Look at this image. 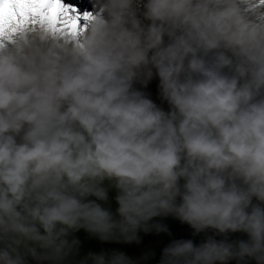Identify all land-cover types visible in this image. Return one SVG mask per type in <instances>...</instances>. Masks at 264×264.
I'll return each instance as SVG.
<instances>
[{"label": "clouds", "instance_id": "obj_1", "mask_svg": "<svg viewBox=\"0 0 264 264\" xmlns=\"http://www.w3.org/2000/svg\"><path fill=\"white\" fill-rule=\"evenodd\" d=\"M141 2L0 36V264H72L73 230L131 242L170 214L248 239L173 241L161 264H264V0ZM154 75L170 111L134 88Z\"/></svg>", "mask_w": 264, "mask_h": 264}, {"label": "trees", "instance_id": "obj_2", "mask_svg": "<svg viewBox=\"0 0 264 264\" xmlns=\"http://www.w3.org/2000/svg\"><path fill=\"white\" fill-rule=\"evenodd\" d=\"M105 184L107 185L108 182L106 181ZM108 195L109 201L107 203H112V207L107 205L106 208L110 207L111 211L116 213L118 208V203L116 201L117 189L115 187L110 188ZM89 199L95 200L91 197H89ZM99 202L102 205L107 204L102 201ZM253 202L257 203L255 200ZM149 224L163 225L166 230L157 231L155 227H152L150 230L145 231L141 228L137 232L138 239L131 242L124 239L102 240L98 236L89 233L84 228H81L78 234L71 232L68 239L70 241L72 239H77L79 241V246L78 250L69 259L72 264H79V261L87 257L89 253H104L111 256L113 252H120L124 253L132 260L138 261L139 264H161L164 249L173 241L192 240L196 246H199L200 244L207 242L209 238H213L217 241L226 240L229 243L248 239L247 234L240 231L224 234L219 233L218 230L209 228L198 233L191 227V225L181 221L173 215L153 217L152 220L149 221ZM95 240L106 241L108 246H100L99 248L98 245L93 243ZM89 243L94 246L86 247L85 245H88ZM229 264H237V261L232 260ZM251 264H255V261H252Z\"/></svg>", "mask_w": 264, "mask_h": 264}, {"label": "snow or ice", "instance_id": "obj_3", "mask_svg": "<svg viewBox=\"0 0 264 264\" xmlns=\"http://www.w3.org/2000/svg\"><path fill=\"white\" fill-rule=\"evenodd\" d=\"M91 15L81 13L65 0H0V36L37 21L61 34L76 35L82 31L81 21Z\"/></svg>", "mask_w": 264, "mask_h": 264}, {"label": "rangeland", "instance_id": "obj_4", "mask_svg": "<svg viewBox=\"0 0 264 264\" xmlns=\"http://www.w3.org/2000/svg\"><path fill=\"white\" fill-rule=\"evenodd\" d=\"M146 2V0H142V2L139 4V9H140V14H141V19L143 20V16H142V11H143V4ZM91 3L94 5L93 7L95 8V6L97 5L96 3H94V1H91ZM99 9H96L95 12H98ZM94 11H90V13H92ZM82 13H85V12H82ZM85 22V21H84ZM83 22V23H84ZM82 23V24H83ZM144 23H150V21H147L145 20ZM167 39V38H166ZM155 71V70H154ZM159 76L158 75H154L153 78L151 80L148 81V83L145 85L144 83L140 82V81H137L134 83V88L136 89H139L140 91H142L148 98L152 99L159 107H161L163 110L165 111H170L171 110V106L169 105V103L163 99V97L161 96V93H160V88H159ZM183 182V181H181ZM91 198H94L96 200V197H91ZM179 197H178V201H179ZM98 203H100L99 201H97ZM110 206L112 207V203H107V204H104L102 206L104 207H107ZM109 207V208H110ZM95 245H98L99 248L100 246H108L107 242L106 241H102V240H95L93 242ZM86 247H89V246H94L92 244H88V245H85ZM29 264H37V261H30Z\"/></svg>", "mask_w": 264, "mask_h": 264}, {"label": "bare ground", "instance_id": "obj_5", "mask_svg": "<svg viewBox=\"0 0 264 264\" xmlns=\"http://www.w3.org/2000/svg\"><path fill=\"white\" fill-rule=\"evenodd\" d=\"M82 4H79V5H76L75 8L79 9L80 12H90V9H91V5L89 4H85L86 3V0H82ZM97 1V0H95ZM84 20L81 21V23H83Z\"/></svg>", "mask_w": 264, "mask_h": 264}]
</instances>
